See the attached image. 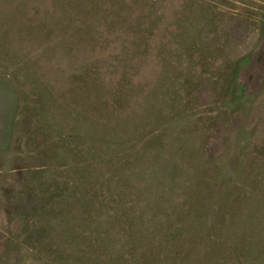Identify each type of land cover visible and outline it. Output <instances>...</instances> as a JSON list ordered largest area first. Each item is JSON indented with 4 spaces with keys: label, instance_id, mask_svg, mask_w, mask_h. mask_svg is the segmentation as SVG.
Masks as SVG:
<instances>
[{
    "label": "rangeland",
    "instance_id": "1",
    "mask_svg": "<svg viewBox=\"0 0 264 264\" xmlns=\"http://www.w3.org/2000/svg\"><path fill=\"white\" fill-rule=\"evenodd\" d=\"M0 264H264V0H0Z\"/></svg>",
    "mask_w": 264,
    "mask_h": 264
}]
</instances>
